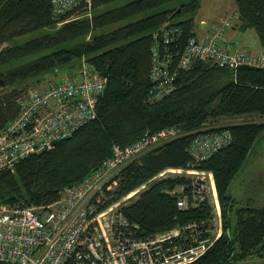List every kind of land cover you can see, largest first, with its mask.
<instances>
[{"label": "trees", "instance_id": "obj_1", "mask_svg": "<svg viewBox=\"0 0 264 264\" xmlns=\"http://www.w3.org/2000/svg\"><path fill=\"white\" fill-rule=\"evenodd\" d=\"M235 1L241 29H255L264 46V0ZM199 8L200 0H93L91 9L59 13L52 0H0V129L17 116L22 93L46 73L62 66L68 68L65 73L74 71L75 62L86 56L108 77L96 119L54 148L33 153L14 170L0 172V204L49 205L68 185L103 166L116 144L127 146L147 131L175 126L186 134L129 163L100 207L120 200L166 168L210 170L222 206L224 231L192 264H232L263 252L264 205L256 204L252 197L239 205L230 185L264 133V120L255 119L264 118V67L242 64L233 69L199 60L190 69L179 71L171 95L157 102L148 100L153 85V32L166 22L179 25L183 34L173 47L181 52L188 39L196 36ZM78 12L81 16L70 19ZM141 14L145 15L137 18ZM29 35L34 36L22 40ZM224 42L229 47L228 37ZM7 87H11L8 92H1ZM224 118L246 120L218 124ZM208 121L218 129L229 127L233 140L198 166L191 143ZM178 183L189 181L184 175L156 180L124 207L131 231L150 237L192 223L199 235L203 233L213 206L207 200L196 207H181V198L165 190Z\"/></svg>", "mask_w": 264, "mask_h": 264}, {"label": "built area", "instance_id": "obj_2", "mask_svg": "<svg viewBox=\"0 0 264 264\" xmlns=\"http://www.w3.org/2000/svg\"><path fill=\"white\" fill-rule=\"evenodd\" d=\"M52 2L57 12L64 13L71 9H91L93 0ZM81 13H74L70 19L78 18ZM206 22H200L204 23L203 32L189 38L181 52L173 47L183 34L179 25L166 22L153 32L150 102L171 95L176 90L179 71L190 69L199 60L233 69L242 64L264 67L263 53L243 49L232 52L225 44L233 27L230 18L223 17L207 28ZM66 75L56 83L29 87L22 93L17 116L0 129V172L14 170L21 159L33 153L54 148L57 142L98 117L99 98L108 85V77L89 61H83L72 77ZM217 127L205 122L193 137L191 152L196 165L232 142L231 129ZM185 134L171 126L157 132L147 131L127 146L116 144L113 155L103 166L80 182L68 185L61 197L49 205L0 204V264H192L200 259L224 230L212 171L198 167L166 168L120 200L100 207L109 198V191L116 188L119 175L129 163L161 143ZM170 174L188 178L186 185L178 183L173 189H165L181 198L178 202L181 207H196L207 200L213 206L210 218L202 227L203 233L199 235L195 225L187 223L150 237H139L131 231L123 209L154 181Z\"/></svg>", "mask_w": 264, "mask_h": 264}, {"label": "rangeland", "instance_id": "obj_3", "mask_svg": "<svg viewBox=\"0 0 264 264\" xmlns=\"http://www.w3.org/2000/svg\"><path fill=\"white\" fill-rule=\"evenodd\" d=\"M144 15L145 14H141L137 18H140L141 16ZM225 16L231 19L236 29V34H235L236 39L233 41L235 44L229 43V47L231 48L232 52L237 51L238 46L239 44H241V42H249L251 44H254V42L258 41L256 45L261 44L260 40H258L259 35L255 29L253 28H248L247 30L241 29L239 25L238 7L235 0H200V8L197 10L195 15L196 25H197L196 36H198L199 33L203 32L204 30V23H200L202 20L204 21L207 20L205 26L206 28L209 24H211L209 23V21L212 20L218 22L220 21V19H222ZM123 23H126V21ZM58 25H60V23H58ZM32 36L34 35L26 36L22 38V40H26L28 38H31ZM83 61H88L86 56L78 59L75 62V64H77V67L75 68L74 71L76 70L78 71L79 67L83 64ZM67 69L68 68L66 66H62L53 72L46 73L39 78L38 84H32L33 86L31 87L34 86L46 87L48 85L56 83L65 77V75L67 74L65 73V71ZM35 80L36 79H34L33 81ZM10 89L11 87H7L4 88L3 91L1 92H8V90ZM226 119L227 118H224L223 120L221 119L222 122L218 124H233L246 120L244 118H235L229 120ZM255 119L264 120V118H259V117ZM207 123L212 124L211 121H208ZM259 153L262 155H260ZM169 173L176 174L175 172H169ZM253 179L254 181H251ZM153 181L154 180H152V182ZM230 192L234 195L235 198L238 199L239 205H241L240 204L241 202H246L248 198L251 197V192L254 194L253 196L255 199V203L264 205V133L257 138L255 145L249 157L247 158L245 164L238 171L235 179H233V182L230 185ZM132 198L133 197L131 196L130 199ZM232 264H264V251L261 253H257L245 257Z\"/></svg>", "mask_w": 264, "mask_h": 264}, {"label": "crops", "instance_id": "obj_4", "mask_svg": "<svg viewBox=\"0 0 264 264\" xmlns=\"http://www.w3.org/2000/svg\"><path fill=\"white\" fill-rule=\"evenodd\" d=\"M226 17V16H225ZM205 21H207V20H205ZM214 22H217V21H209V23H214ZM235 25H233V27H232V29H230L229 31H228V34H227V37L229 38V41H230V43H232V44H235L233 41L236 39L235 38V34H236V29H235V27H234ZM207 28V27H206ZM259 40V39H258ZM258 41H256V42H254V44H251V43H249V42H241V44H239V46H238V49H247V50H250V51H252V52H259V51H263L264 52V46L262 45V44H258V45H256V43H257ZM260 154V153H259ZM260 155H262V154H260ZM251 181H254V179L253 180H251ZM254 194L251 192V197L252 198H254V196H253ZM255 200V199H254Z\"/></svg>", "mask_w": 264, "mask_h": 264}, {"label": "water", "instance_id": "obj_5", "mask_svg": "<svg viewBox=\"0 0 264 264\" xmlns=\"http://www.w3.org/2000/svg\"><path fill=\"white\" fill-rule=\"evenodd\" d=\"M67 73H68V76H69V77H72V76H73V69H69V70L67 71ZM261 247H264V244H263ZM260 249H261V248H260Z\"/></svg>", "mask_w": 264, "mask_h": 264}, {"label": "clouds", "instance_id": "obj_6", "mask_svg": "<svg viewBox=\"0 0 264 264\" xmlns=\"http://www.w3.org/2000/svg\"><path fill=\"white\" fill-rule=\"evenodd\" d=\"M74 72V71H73ZM67 75H68V73H67Z\"/></svg>", "mask_w": 264, "mask_h": 264}, {"label": "bare ground", "instance_id": "obj_7", "mask_svg": "<svg viewBox=\"0 0 264 264\" xmlns=\"http://www.w3.org/2000/svg\"><path fill=\"white\" fill-rule=\"evenodd\" d=\"M224 231V230H223Z\"/></svg>", "mask_w": 264, "mask_h": 264}]
</instances>
